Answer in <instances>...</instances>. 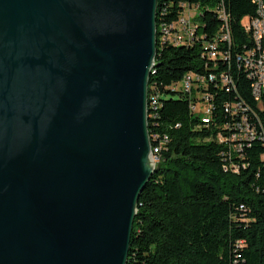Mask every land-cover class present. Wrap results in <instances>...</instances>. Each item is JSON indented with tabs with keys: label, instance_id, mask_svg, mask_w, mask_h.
<instances>
[{
	"label": "water",
	"instance_id": "water-1",
	"mask_svg": "<svg viewBox=\"0 0 264 264\" xmlns=\"http://www.w3.org/2000/svg\"><path fill=\"white\" fill-rule=\"evenodd\" d=\"M158 0H0V264H127L155 170Z\"/></svg>",
	"mask_w": 264,
	"mask_h": 264
},
{
	"label": "trees",
	"instance_id": "trees-1",
	"mask_svg": "<svg viewBox=\"0 0 264 264\" xmlns=\"http://www.w3.org/2000/svg\"><path fill=\"white\" fill-rule=\"evenodd\" d=\"M182 3L199 5L194 19L200 20V31L208 39L220 29L215 8L224 3L232 54L250 45L243 19L256 14L253 0H158L148 123L152 137L158 133L168 142L140 195L127 264H264V143L255 141L242 159L237 153L228 158L227 145L214 135L209 139L211 132L197 127L200 120L188 99L168 88L189 70L203 71L205 64L201 43L162 46L163 23L178 18ZM231 71L238 90L220 93L217 99L218 120L223 122L225 101L239 98L254 104L251 81L235 58ZM156 92L160 104L154 110L151 99ZM260 115L257 129L264 141V112ZM230 161L234 164L228 169Z\"/></svg>",
	"mask_w": 264,
	"mask_h": 264
},
{
	"label": "built area",
	"instance_id": "built-area-1",
	"mask_svg": "<svg viewBox=\"0 0 264 264\" xmlns=\"http://www.w3.org/2000/svg\"><path fill=\"white\" fill-rule=\"evenodd\" d=\"M253 2L256 5V14L243 19L250 45L246 44L235 55L231 51L233 37L226 34L228 11L224 3L215 8L222 24L210 39L200 31V20H193V13L200 9L199 5L182 3L178 18L170 23H163L162 46H194L196 43L202 45L204 70H189L168 88L180 95L179 97L188 99L191 112L200 120L197 127L209 130V139L214 135L217 141L225 143L228 147V158L237 153L238 158L242 159L245 149L251 147L255 141L264 143L263 136L257 129V117H261L260 113L264 112V0ZM234 58L238 69L244 71L251 81L254 104L239 98L235 99V103L225 101L222 105L225 117L223 122L218 120L217 99L220 93L231 94L238 90L235 75L231 71ZM226 65L228 69L224 68ZM151 100H154V107L151 109L156 110L160 104V93L156 92L155 98ZM167 142V136L156 133V137H153L151 157L154 164L160 161L162 149ZM233 164L230 161L227 164L228 169ZM242 166L246 167V163H242ZM238 244L242 246L244 241H239Z\"/></svg>",
	"mask_w": 264,
	"mask_h": 264
},
{
	"label": "bare ground",
	"instance_id": "bare-ground-1",
	"mask_svg": "<svg viewBox=\"0 0 264 264\" xmlns=\"http://www.w3.org/2000/svg\"><path fill=\"white\" fill-rule=\"evenodd\" d=\"M196 17V14L194 13V18ZM193 18V20H195ZM228 17H226V34H228V37H230V33H229V31H228ZM157 37H158V31H157ZM158 42V41H157ZM158 44V43H157ZM155 62H156V60H155ZM155 66V65H154ZM154 68V67H153ZM153 70V69H152ZM149 90H148V116H149ZM150 133V132H149ZM150 139H151V142H152V144H153V137L150 135ZM152 148H153V145H152ZM157 164V163H156ZM156 164H154V166H155V168H156Z\"/></svg>",
	"mask_w": 264,
	"mask_h": 264
},
{
	"label": "rangeland",
	"instance_id": "rangeland-1",
	"mask_svg": "<svg viewBox=\"0 0 264 264\" xmlns=\"http://www.w3.org/2000/svg\"><path fill=\"white\" fill-rule=\"evenodd\" d=\"M195 14H196V16H198L200 14V11L196 10ZM193 18H194V13H193ZM174 86H176V85H174ZM171 96H174V95H171Z\"/></svg>",
	"mask_w": 264,
	"mask_h": 264
}]
</instances>
